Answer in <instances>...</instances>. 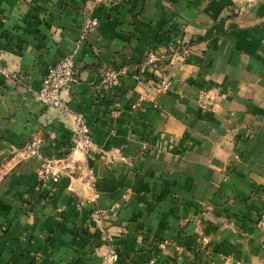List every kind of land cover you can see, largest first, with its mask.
Masks as SVG:
<instances>
[{
  "label": "crops",
  "instance_id": "0c3cea01",
  "mask_svg": "<svg viewBox=\"0 0 264 264\" xmlns=\"http://www.w3.org/2000/svg\"><path fill=\"white\" fill-rule=\"evenodd\" d=\"M90 9L87 0H0L9 75H0V264H101L104 235L118 264H264V0ZM173 42L188 53L154 70L147 53L166 56ZM73 48L66 110L38 104L30 92ZM107 69L126 72L117 88L98 85ZM158 76L166 92L155 96ZM139 93L147 102L132 110ZM76 113L100 150L87 159L95 203L64 162ZM33 136L64 171L56 185L40 180L36 158L17 160Z\"/></svg>",
  "mask_w": 264,
  "mask_h": 264
},
{
  "label": "built area",
  "instance_id": "2783aa9c",
  "mask_svg": "<svg viewBox=\"0 0 264 264\" xmlns=\"http://www.w3.org/2000/svg\"><path fill=\"white\" fill-rule=\"evenodd\" d=\"M96 1L100 2V0ZM97 25V18H92L88 23L89 27H96ZM76 51L77 48L67 51L57 63L47 68L40 88L32 92V97L38 104L60 111L66 110L67 107L61 98V94L75 82L74 57ZM168 51L171 56L165 62L162 60V57H159L155 53H147V63L154 70L160 71L162 63L165 65L171 64L175 58L183 57L182 55L187 51V46H183L181 42H174L173 45L169 46ZM125 73L124 70L120 72L121 75H125ZM0 74L5 78L8 77V71L1 66V56ZM120 74L109 69L104 70L99 77L98 85L108 90L117 88L120 85ZM152 90L157 95H162L166 92V83L162 76H158L153 80ZM146 102V96L139 94L130 105V108L137 110ZM198 102L203 110H209L211 107L210 98L204 91H199ZM72 121L76 128V135L68 147L64 162H66L67 167H71L73 170L79 172L80 179L91 192V196L87 201L89 203H95L97 199V193L94 191L96 177L93 169L88 165L87 159L99 155L100 150L92 140L90 127L84 117L76 113L72 115ZM21 152L23 158H36L38 160V175L40 180L50 182L54 185L59 183L63 173L60 171L56 160L43 156L42 139L40 137L33 136L30 138L23 145ZM103 239L106 242V248L102 254L101 264H118L120 257L116 249L111 245V237L104 235ZM200 241L202 245L208 243L207 237H201Z\"/></svg>",
  "mask_w": 264,
  "mask_h": 264
},
{
  "label": "rangeland",
  "instance_id": "374dc122",
  "mask_svg": "<svg viewBox=\"0 0 264 264\" xmlns=\"http://www.w3.org/2000/svg\"><path fill=\"white\" fill-rule=\"evenodd\" d=\"M124 1H127V2H134V1H139V0H100V2H98V1H96V0H87V2H88V4H90V6H91V9L90 10H88L89 12L90 11H95V9L97 8V6L98 5H103V6H112V5H116V4H119V3H122V2H124ZM140 1H145V0H140ZM174 43V42H173ZM173 43H170V44H168L167 46H166V51H167V55L166 56H161L162 57V60H164V62L166 61V60H168L169 58H170V53H169V51H168V48H169V46H171V45H173ZM182 43V42H181ZM183 44V46H187V51H186V53H188V45L187 44H184V43H182ZM186 53H184L183 54V56H185L186 55ZM0 56H1V53H0ZM183 60V57H181V58H175L174 60H173V63H171V64H167L166 66H169V65H172V64H175L176 62H180V61H182ZM1 66H2V63H1ZM2 68L3 69H5L3 66H2ZM6 70V69H5ZM7 71V70H6ZM1 75V74H0ZM3 76V75H2ZM4 77V76H3ZM5 78V77H4ZM7 78H9V75H8V77ZM7 78H5V79H7ZM153 80H155V79H151V83L149 84V89H151V92H153L154 93V95L155 96H160V95H157L153 90H152V83H153ZM165 80V79H164ZM30 94H32V92H30ZM139 94H142V93H139ZM138 94V95H139ZM144 95V94H143ZM144 96H146V98H147V95L145 94ZM22 147H23V145L21 146V147H19V149H18V153H17V160H21L23 157H22V152H21V149H22ZM24 159V158H23ZM1 165V164H0ZM58 166H59V164H58ZM59 169H60V171H62V173H63V175L62 176H64V171L63 170H61V168H60V166H59ZM66 169H68V170H70L71 171V173H70V176H73L75 173L77 174V176L80 178V174H79V172H77V171H75V170H73L71 167H66ZM65 170V169H64ZM6 174H8L7 173V171L6 170H4V168L3 167H0V183L2 182V180H3V178H4V176L6 175ZM79 174V175H78ZM0 202H1V200H0ZM29 202H30V200H29ZM28 201H24L23 203H22V208L24 209V208H27V207H29V205H30V203H29ZM262 222H264V221H262ZM260 224V223H259Z\"/></svg>",
  "mask_w": 264,
  "mask_h": 264
}]
</instances>
